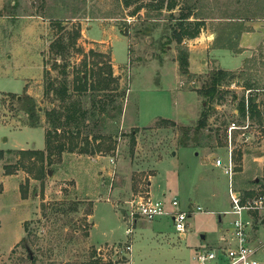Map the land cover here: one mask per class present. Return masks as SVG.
<instances>
[{"label":"rangeland","instance_id":"obj_1","mask_svg":"<svg viewBox=\"0 0 264 264\" xmlns=\"http://www.w3.org/2000/svg\"><path fill=\"white\" fill-rule=\"evenodd\" d=\"M176 1L173 11L145 7L133 14L137 5L127 8L121 0H0V150L14 151L0 160V264H90L96 259L103 264H199L197 252L209 248L221 228V215L212 213L215 205L198 197L203 177L218 184L220 204L230 203L228 176L212 166L215 160L225 165L232 154L236 189L245 197L252 191L264 194V35L252 42L247 58L239 56L246 32L264 33V0ZM184 17L190 24L203 21V27L198 38L180 44L174 36ZM55 21L82 26V38L66 61L72 99L80 100L88 115L75 140L80 146L55 154L38 181L37 169L30 172L34 160L15 152L43 149L45 132L15 129L28 116L8 94L23 96L30 82L47 127L46 112L61 105L56 97L44 96L45 61L51 77L61 79V70L53 68L56 57L49 53L58 35ZM202 45L208 48L198 50ZM181 49L189 51L191 77L180 71ZM91 51L110 59L118 90L74 91L76 71L97 69ZM218 69L234 71L236 78L225 81L214 99L201 96ZM243 99L247 114L250 99H256L262 114L244 119L239 113ZM120 109L121 117L114 118ZM203 114L207 128L196 132ZM232 123L249 128L234 131L231 140ZM151 177L156 199L168 190V201L178 198L183 210L192 203L207 212L189 220L185 238L170 218L142 219L127 235L130 202L148 192ZM263 219L264 211L252 218L254 226ZM26 222L30 236L20 244L27 236ZM108 236L113 246L101 243ZM259 258L264 262L263 253Z\"/></svg>","mask_w":264,"mask_h":264},{"label":"trees","instance_id":"obj_2","mask_svg":"<svg viewBox=\"0 0 264 264\" xmlns=\"http://www.w3.org/2000/svg\"><path fill=\"white\" fill-rule=\"evenodd\" d=\"M140 1L143 0H121L124 7L130 8L132 6L137 5L133 14H136L143 8H154V10H168L173 11L178 6L176 0H148V3L140 4ZM78 13H74V16L71 18L72 20L77 19L76 15ZM183 22L180 24V30L175 33V39L178 43L182 44L185 39H196L201 34V29L203 27V21H196L194 23H189V17L182 18ZM64 21H55L54 25L58 31V35L56 39L52 41L50 44L49 53L56 57L54 63V70H61V79H53L51 77V70L47 68L48 62L45 61V69H44V77H45V90L44 96L46 98H50L51 96L56 97L61 105L58 108H54L50 111L46 112L47 118V127H45L46 131V149L44 151L33 150V151H17L16 154H19L22 159L26 160H34L32 163V167L30 168V172L37 169L36 175L34 179L38 181H42L47 175V167L52 164V158L55 154H59L60 156L68 151L70 153L75 152V150L80 146V144L76 143V137H80V129L83 127L84 122L87 118L88 112L83 108L82 102L80 100H73L71 89L69 87V70L70 64L67 63L66 57L77 47L79 40L82 38V26L81 24L75 22L71 23L72 27L69 28L68 24L65 25ZM231 49V48H229ZM90 55L96 59L95 66L97 69H93L89 72L76 71L73 84L74 91L79 94L88 93V91L93 92H110L112 90H118V80L114 76V67L112 62L107 59V55L104 53H96L95 51H91ZM85 56V61L83 63V67L87 70L88 63L87 57ZM59 59L64 60L63 65L59 63ZM178 62L180 66V71L182 75L192 76L190 73V54L186 49H181L178 57ZM236 72L226 71L223 69H218L214 71L211 75V84L206 92L200 93L203 97H209L210 99H214L218 93L220 86L227 81L228 79H235ZM252 87V86H251ZM249 87V90H253V88ZM13 99H15L19 104L21 110L28 116V122L23 125L24 127L29 128H43L41 124V116H40V107L37 101L28 94L26 91L23 96L18 94H8ZM249 116H260L261 111L258 109V105L256 103V99H250L249 104ZM247 106L245 99H243L239 104V113L241 116L246 119L248 117L247 114ZM122 109L119 110V115L114 116L121 117ZM262 114V113H261ZM164 123L171 124L176 126V122L163 120ZM208 120L207 114H203V118L199 121V124L196 128V132L204 130L207 128ZM189 132V129H186ZM96 140H98L96 138ZM135 141V139H134ZM183 147H188L185 145ZM83 153H86L84 149H81ZM14 153V151H4L0 150V160L4 159L5 154ZM7 175H12L8 169L6 171ZM258 183H255V185ZM255 192H249L247 194L248 197L255 196ZM46 215L44 208V216ZM88 215H91L89 213ZM25 232L27 236L21 241L20 244H26L28 242L30 236L29 230V222L25 223ZM90 264H103L100 259H96Z\"/></svg>","mask_w":264,"mask_h":264},{"label":"built area","instance_id":"obj_3","mask_svg":"<svg viewBox=\"0 0 264 264\" xmlns=\"http://www.w3.org/2000/svg\"><path fill=\"white\" fill-rule=\"evenodd\" d=\"M247 118L249 119V114ZM240 128L242 127H238L236 123L231 124L230 139L233 132L241 130ZM248 128L249 125L242 129ZM111 163L115 164V161L112 159ZM216 165L223 167L225 175L229 178L231 205L225 215L233 218L231 232L229 236L221 240L219 245L199 250L196 260L199 264H264L259 258V255L264 253V241H255L253 238L254 222L252 220V214L264 211V194L256 193L253 197H245L235 188V163L232 154H230L227 164L223 165L221 160H216ZM203 213L207 212L202 207L183 210L177 198L166 202L154 198L150 193L142 194L130 202L128 214L124 218V222L128 225L126 233L130 236L133 226L142 219L153 222L160 217H169L173 221L175 231L179 236L185 238L188 233L189 220L194 215ZM127 250L131 252L132 246L129 245Z\"/></svg>","mask_w":264,"mask_h":264},{"label":"crops","instance_id":"obj_4","mask_svg":"<svg viewBox=\"0 0 264 264\" xmlns=\"http://www.w3.org/2000/svg\"><path fill=\"white\" fill-rule=\"evenodd\" d=\"M255 30L254 31H249V32H246L245 34H244V39H243V41H244V43H242V49H244V51L241 53V54H239V56L240 57H243V58H247V53L249 52V49L250 48H252L251 47V44H252V42H258V41H255V40H257V38L258 37H260V36H263L264 35V33H260L256 28H254ZM2 30H4V28L3 27H1L0 26V34H1V31ZM1 37V36H0ZM2 38H0V40H1ZM261 40V39H260ZM246 42V43H245ZM100 44H104L103 42L102 43H100ZM253 46H255V45H253ZM206 48H208V46L206 45V46H204V45H202L201 46V48H199L198 50H201V51H203V50H206ZM212 51H214V49L212 50ZM193 50L191 51V53H192V57H193ZM192 59L193 58H191V63H192ZM113 61H114V59H113ZM115 66V65H114ZM116 67V66H115ZM243 67V66H242ZM242 67H240V68H242ZM239 68V69H240ZM238 69V70H239ZM190 72L192 73V74H194V72H193V70H192V68H190ZM237 71V70H236ZM234 72V71H233ZM198 74V73H197ZM29 84H30V82L27 84V87L25 88L26 90H27V92H28V94L30 95V96H32V89H31V87L29 86ZM29 86V87H28ZM15 129H18V130H22V129H40V128H29V127H24V126H22L21 128H15ZM41 129H43L44 130V132H45V146H44V148L43 149H32V148H20V149H16V150H18V151H28V150H31V151H33V150H40V151H44L45 149H46V131H45V128H41ZM202 145H204V143L202 144ZM5 151V150H4ZM207 158H211V160L212 161H214V157L213 156H207ZM212 166L213 167H217V168H223V167H218L217 165H216V160H215V163H213L212 164ZM224 170V169H223ZM224 174H225V172H224ZM202 180V179H201ZM228 180H229V178H228ZM154 181H155V177H151V179H150V181L148 182V192L147 193H150L154 198H155V191H156V189L154 188ZM203 181L205 182L204 183V189H203V191L202 192H200V196H198L202 201H204V202H206V203H211V205L212 206H214L216 209H217V211H213L212 213H216V214H219V215H221V216H224V217H227L226 215H225V213L226 212H228L229 210H230V203L227 205H224V204H220V202L218 201V199L217 198H219L220 197V195H218L217 194V191H218V184L215 182V181H213L211 178H209V175L207 176V177H203ZM220 180H218V182H219ZM258 182V185H257V187L258 186H262L259 182L260 181H257ZM230 184V183H229ZM236 188V187H235ZM239 191V190H238ZM168 190H166L165 192H163V194L161 195V200H165L166 202H170V201H168ZM228 194H229V191H228ZM246 197H248L247 195H246ZM230 198V197H229ZM158 199V198H157ZM178 199V198H177ZM229 202H230V199H229ZM218 204V205H217ZM192 203L188 206L189 207V209L190 210H192L193 208H192ZM258 214L259 213H254V214H252V218H256L257 216H258ZM197 215V214H196ZM221 216H219V220H220V224H221V228H220V230H219V232H220V235H219V237H217V238H215L214 240H212L210 243H209V245H208V247H215V246H217V245H219L220 243H221V240L223 239V238H225V237H227V236H229V233L231 232V222L232 221H226V219H224L223 220V218L221 217ZM229 217V216H228ZM160 218H169V217H160ZM160 218H158V219H160ZM158 219H156V220H158ZM155 220V221H156ZM172 220V219H171ZM155 221H153V222H155ZM139 222V221H138ZM137 222V223H138ZM125 223V222H124ZM136 223V224H137ZM135 224V225H136ZM255 230H256V233H258L256 236H254V232H255ZM108 232V234H111L112 232H113V229H111L110 231H107ZM263 234H264V219L262 220V222L259 224V223H257L255 226H254V230H253V238L255 239V241H263ZM259 235V236H258ZM257 236L260 238V239H257ZM203 239L204 240H207V238L204 236L203 237ZM114 241V240H113ZM112 240H110L109 239V236L108 237H104L103 238V240L101 241V243L102 244H109L110 246H113L115 243L113 242ZM129 246V245H128ZM130 246H132V245H130ZM132 250H133V246H132ZM132 250H131V252L130 253H132ZM264 254V253H263ZM126 255H128V253L126 254ZM133 260H134V258H132ZM217 264V263H216Z\"/></svg>","mask_w":264,"mask_h":264}]
</instances>
